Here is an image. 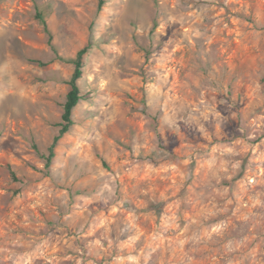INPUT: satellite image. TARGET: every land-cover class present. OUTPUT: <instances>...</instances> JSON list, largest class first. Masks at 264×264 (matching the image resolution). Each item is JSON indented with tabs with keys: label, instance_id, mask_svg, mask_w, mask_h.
<instances>
[{
	"label": "rangeland",
	"instance_id": "obj_1",
	"mask_svg": "<svg viewBox=\"0 0 264 264\" xmlns=\"http://www.w3.org/2000/svg\"><path fill=\"white\" fill-rule=\"evenodd\" d=\"M104 1L0 0V243L57 245L58 264H264V0ZM87 43L47 168L74 72L57 55Z\"/></svg>",
	"mask_w": 264,
	"mask_h": 264
},
{
	"label": "trees",
	"instance_id": "obj_2",
	"mask_svg": "<svg viewBox=\"0 0 264 264\" xmlns=\"http://www.w3.org/2000/svg\"><path fill=\"white\" fill-rule=\"evenodd\" d=\"M104 3H105L104 0H99L98 11L102 10ZM35 18L42 25L44 32L48 36L49 44L52 46V41H53L52 31L50 30L48 21L46 19V15L37 4H35ZM90 49H91V43H87L81 50H79L77 55L72 59H65L64 57L57 55V58L59 60L72 63L74 66V72L68 83L69 91L66 95V101L63 106V114H62L61 122L59 124L58 134L53 138L52 144L48 148V154L42 156L43 159L45 160V166L47 168L50 167L56 155V148L59 141L63 138L65 134H67L72 130L75 124L74 111L79 105L80 101L83 99L82 90L79 81L83 77L84 67H85V57L89 53Z\"/></svg>",
	"mask_w": 264,
	"mask_h": 264
},
{
	"label": "crops",
	"instance_id": "obj_3",
	"mask_svg": "<svg viewBox=\"0 0 264 264\" xmlns=\"http://www.w3.org/2000/svg\"><path fill=\"white\" fill-rule=\"evenodd\" d=\"M4 241L0 243V247H2V251L0 250V264H12L11 262H15L14 264H44L43 260H46L51 264H58L60 257L59 255V247L56 245L51 246L50 249L44 250L43 246L37 247L35 251H25L21 256H14L11 247L5 248L3 246ZM37 259H40V262H36ZM69 260V256L66 259Z\"/></svg>",
	"mask_w": 264,
	"mask_h": 264
}]
</instances>
